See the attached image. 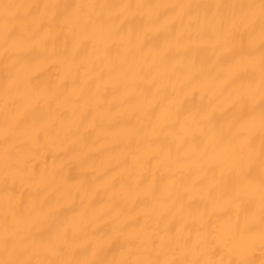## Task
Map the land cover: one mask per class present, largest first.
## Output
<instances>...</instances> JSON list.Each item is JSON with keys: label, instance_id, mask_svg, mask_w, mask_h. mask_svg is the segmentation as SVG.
<instances>
[{"label": "snow or ice", "instance_id": "1", "mask_svg": "<svg viewBox=\"0 0 264 264\" xmlns=\"http://www.w3.org/2000/svg\"><path fill=\"white\" fill-rule=\"evenodd\" d=\"M67 30V32H66ZM66 35L64 47H58L61 34ZM127 33L137 37L135 48L129 52H142L145 47L155 52V58L144 61L142 70L150 74L159 65L172 61L180 51L183 61L191 67L200 60V68L182 76L174 71L158 79L153 76L149 84L159 97L156 107L160 112L153 127L168 128L175 136L177 126L181 134L176 137L177 150L189 140L184 134L186 128L198 129L200 134L215 146H223L218 176L213 171L215 183L207 187L210 200L222 186L228 200L244 208V226L237 223L227 229L199 235L195 242L192 237L177 233L165 238L152 229L145 220L138 228L129 229L127 223L114 225L104 233L105 243L97 244L88 239L77 245L76 240L85 234L87 223H82L79 232L62 227L58 221L54 201L61 197L74 202L77 195L86 190L83 183L76 191L65 190L63 183H57L55 173L45 183L46 195L37 199L33 194L25 201L9 197L4 201L0 213V264H264V0H202V2H137V3H56L42 0L0 3V58L4 62V128L2 140L3 183L25 180L32 182L33 176L26 175L31 145L19 140L20 135L28 136L34 143L39 132L33 133L28 121L35 119L36 108L41 101L47 106L55 120L62 113L58 101L63 93L60 85L50 82L43 87L33 83L30 73L32 52L39 49L42 64L67 65L70 56L67 36L70 35L74 49H78L97 35L106 36L113 42ZM156 37H163V44ZM108 48H105L107 54ZM258 65L259 75L256 78ZM201 93L198 107L186 106V89ZM69 102L64 97L63 103ZM99 103V102H98ZM53 104L57 108H53ZM259 108V120L256 110ZM225 119L221 121L219 116ZM143 128L135 130L137 147L129 154L134 161L142 142ZM257 137L259 143L257 146ZM171 148L167 159L171 162ZM158 160V167L164 161ZM259 161V208L255 207L249 193L257 180ZM129 178L133 172L128 173ZM137 185L139 179L136 180ZM47 184H55L47 191ZM168 184L175 185L174 174ZM125 185H121L123 190ZM37 192L40 188L37 187ZM152 188L149 186L148 192ZM179 196V193L177 194ZM183 207V205H181ZM117 209L118 219L122 209L115 199L101 214L107 215ZM258 214V225H257ZM52 221L51 231L40 235L34 229ZM221 244L230 257L178 261L168 255L174 250L206 249L211 241ZM119 244L120 258H110L111 245ZM259 248L260 259H255Z\"/></svg>", "mask_w": 264, "mask_h": 264}, {"label": "bare ground", "instance_id": "2", "mask_svg": "<svg viewBox=\"0 0 264 264\" xmlns=\"http://www.w3.org/2000/svg\"><path fill=\"white\" fill-rule=\"evenodd\" d=\"M18 0H0V3H15ZM24 2V0H19ZM49 2V0H42ZM56 3H145L160 0H50ZM165 2H202V0H165ZM219 2V0H218ZM228 2V0H224ZM67 32V30H66ZM163 44V37H156ZM66 35L58 37V47H64ZM137 37L131 38L125 33L122 38L113 42L106 36L97 35L94 40L74 49L70 35L67 36V49L70 61L67 65L50 63L46 68L42 64V55L37 49L30 55V73L33 83L41 87L55 82L60 85L63 96L60 97L59 108L62 116L55 120L47 106L41 101L36 108V118L28 121L33 133L39 132V139L32 142L28 136L20 135L19 140H26L31 145L26 175L33 180L3 183V151L2 140L4 128V62L0 58V213L3 204L9 197L27 201L35 194L37 199L46 195L45 183L55 173L57 183H63L65 190L76 191L83 183L86 190L77 195L74 202L61 197L54 201L57 207L58 221L62 227H69L79 232L82 223H87L85 234L76 240L79 245L92 239L97 244L105 243L104 233L114 225L127 223L129 229L138 228L147 220L152 229L165 238L175 237L177 233L192 237L195 242L199 235L227 231L237 223L244 226V211L248 207L247 199L237 207L232 204L222 186L214 192L215 200H210L207 187L215 183L213 171L217 176L222 160L223 146H215L203 137L198 129L186 128L184 134L189 140L177 150V139L181 132L179 126L176 135L169 134L168 128L153 127L160 109L156 107L159 97L149 84L153 76L158 79L180 72L182 76L200 68L199 58L191 66L183 61V51L169 63L159 65L150 74L142 70L144 61L151 62L155 52L147 47L142 52L132 54L129 49L135 48ZM108 48L105 54V48ZM3 49L0 47V53ZM258 65L256 78L258 81ZM186 106L195 109L201 101L202 91L186 89ZM64 97L69 102L63 103ZM99 102V103H98ZM56 109L57 105L53 104ZM259 120V108L256 110ZM149 118L153 124L149 123ZM223 121L225 117L219 116ZM143 128V139L137 152V161L129 153L136 149L135 130ZM259 138L257 137V146ZM171 148V162L167 159V150ZM157 157L164 161V167H158ZM257 180L255 188L249 193L255 207L259 208V161L257 160ZM133 172L129 178L128 173ZM174 174L176 184H168L169 176ZM139 179L137 185L136 180ZM45 181V183H42ZM121 185H125L122 190ZM55 184H47V191L55 188ZM149 186L152 191L148 192ZM37 187L40 191L37 192ZM179 193V196L177 195ZM115 199L122 213L118 219L117 209L103 215L100 209ZM183 205V207L181 206ZM46 221L38 225L34 231L47 235L51 231ZM258 225V214H257ZM110 258H120L119 244L111 245ZM178 261L204 260L208 258L227 261L230 257L222 245L211 241L206 249L174 250L168 253ZM255 259L259 261L260 252L257 247Z\"/></svg>", "mask_w": 264, "mask_h": 264}]
</instances>
